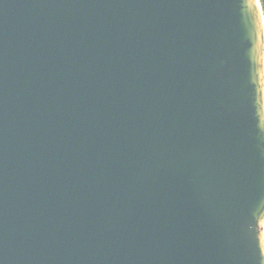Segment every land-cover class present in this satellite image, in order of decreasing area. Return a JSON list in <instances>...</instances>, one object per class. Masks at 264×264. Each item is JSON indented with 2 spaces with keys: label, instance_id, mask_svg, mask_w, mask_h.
Segmentation results:
<instances>
[{
  "label": "water",
  "instance_id": "1",
  "mask_svg": "<svg viewBox=\"0 0 264 264\" xmlns=\"http://www.w3.org/2000/svg\"><path fill=\"white\" fill-rule=\"evenodd\" d=\"M262 35L261 0H0V264H264Z\"/></svg>",
  "mask_w": 264,
  "mask_h": 264
},
{
  "label": "snow or ice",
  "instance_id": "2",
  "mask_svg": "<svg viewBox=\"0 0 264 264\" xmlns=\"http://www.w3.org/2000/svg\"><path fill=\"white\" fill-rule=\"evenodd\" d=\"M248 3L250 6H253L255 8V4L257 3V0H248ZM260 43H261L262 49H264V35H262L260 37ZM259 59H260V69H261V73H262L260 75V80H261V89H260L261 99H260V102L262 104H264V51H260ZM258 241H259V239H258ZM259 244L264 245V241H259Z\"/></svg>",
  "mask_w": 264,
  "mask_h": 264
},
{
  "label": "trees",
  "instance_id": "3",
  "mask_svg": "<svg viewBox=\"0 0 264 264\" xmlns=\"http://www.w3.org/2000/svg\"><path fill=\"white\" fill-rule=\"evenodd\" d=\"M261 2H262V5H263V10H264V0H261Z\"/></svg>",
  "mask_w": 264,
  "mask_h": 264
},
{
  "label": "bare ground",
  "instance_id": "4",
  "mask_svg": "<svg viewBox=\"0 0 264 264\" xmlns=\"http://www.w3.org/2000/svg\"><path fill=\"white\" fill-rule=\"evenodd\" d=\"M263 229H264V226H263Z\"/></svg>",
  "mask_w": 264,
  "mask_h": 264
},
{
  "label": "rangeland",
  "instance_id": "5",
  "mask_svg": "<svg viewBox=\"0 0 264 264\" xmlns=\"http://www.w3.org/2000/svg\"><path fill=\"white\" fill-rule=\"evenodd\" d=\"M264 230V229H263Z\"/></svg>",
  "mask_w": 264,
  "mask_h": 264
}]
</instances>
